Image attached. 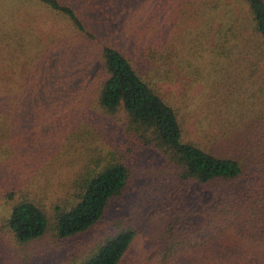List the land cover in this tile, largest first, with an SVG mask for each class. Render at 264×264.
I'll use <instances>...</instances> for the list:
<instances>
[{
  "label": "trees",
  "instance_id": "1",
  "mask_svg": "<svg viewBox=\"0 0 264 264\" xmlns=\"http://www.w3.org/2000/svg\"><path fill=\"white\" fill-rule=\"evenodd\" d=\"M11 1L59 22L43 19L47 47L0 79V264L41 263L51 240L92 230L66 264H264V0H134L122 35L136 53L110 26L128 0L96 16ZM30 16L1 48L45 33Z\"/></svg>",
  "mask_w": 264,
  "mask_h": 264
},
{
  "label": "rangeland",
  "instance_id": "2",
  "mask_svg": "<svg viewBox=\"0 0 264 264\" xmlns=\"http://www.w3.org/2000/svg\"><path fill=\"white\" fill-rule=\"evenodd\" d=\"M66 2L72 4L73 6H76L77 8H83L85 10V13L88 15H93L96 16L98 14H100V12L102 13V11H106L108 10V12L113 11L112 9H106L104 6L107 3H110L112 0H65ZM134 0H128L127 1V6H128V10L126 12H124L121 17L117 20L113 19L110 22V26L116 30V35H115V40L116 42L124 47V48H129L130 50H132L134 53H136V42L133 39H126L123 35H122V31L124 28V24L125 22L128 20L130 14H131V8H132V3ZM115 2H117V4H121L123 3V0H115ZM99 5H96V4ZM104 7V8H103ZM42 7L38 6L37 4H33L31 6V4L27 3L25 6H23L22 8H19L18 6H16V4L11 1V0H0V30L2 28H5V26L7 27V24L9 25L10 28H13V24L14 22H18L19 18L25 17L29 15V12L31 10V16H30V20L33 21V23H35V25L33 24L32 27L30 29L32 30H36V31H44V34H33V35H26V36H22L23 39L28 41V46L23 49L25 50L24 52L22 51V49H18L15 50L9 48L6 45H2L1 48V43H0V79L3 77V75L6 74L7 71L12 70V67H9V63L11 62V59L17 58V57H21L22 60H25V62H27V56L31 57V55L37 51H42L47 47L48 42L50 41V39L48 38L51 32H55V28H53L52 26H47L44 25L42 20L43 19H48V20H57L54 18V15L52 14H48L47 10H45L44 8L41 9ZM78 10V9H77ZM114 12H118V10L114 11ZM23 20V18H22ZM27 23V21H26ZM62 24H64V21H61ZM43 24V25H42ZM37 25V26H36ZM36 27H42V28H36ZM60 28L61 30H63V28L61 27L60 24ZM28 31V29H27ZM26 31V32H27ZM63 31H65L66 35L69 34V30L66 27V29H64ZM29 33V31L27 32V34ZM64 34V33H63ZM63 34H58L56 36H60ZM5 37V36H2ZM10 37V36H9ZM19 34L15 31V33L12 35V40H13V44L15 46H19L17 43V40L19 39ZM35 40L37 42H35ZM49 40V41H48ZM54 43L51 44V48L53 49L54 44L57 45V48H55L56 50L53 49L54 53L58 54L59 52V48L63 45L59 44L60 40H54ZM51 40V41H52ZM56 41V42H55ZM36 43V47H34V45ZM33 45V49L31 48V46ZM2 49V51H1ZM51 51V50H50ZM50 54H53V52H49ZM2 54V55H1ZM5 55V56H4ZM136 55V54H135ZM136 61L139 64V67L141 69L142 72L146 73L149 70V65L147 63H145L144 61H142L141 58H139L138 53L136 55ZM6 62V63H5ZM97 67V66H96ZM95 67L93 68L94 71ZM180 88V84L177 83H166L165 84V89L167 91H172V90H176ZM143 157V162L148 163L150 161V159L157 160L162 162L164 160V157L160 156V152L156 151V150H148L145 149L144 151ZM159 162V163H160ZM7 214V210L4 204V200L2 198H0V224L2 221V216ZM93 237V230L87 232L86 234L80 235L77 238H73L71 240H64L61 241V243H59L60 246L59 248H56L54 246L55 243L53 240H51V243H47L46 246L48 247L49 250H46L45 252H47L48 254L44 256V261H42L41 263H39L38 261L35 262L36 264H66L68 257H69V250L72 248L73 243H78L82 240H88L89 238ZM142 242L144 241L143 239L141 240ZM141 242H136L135 245L133 246L132 249V254H134V252L136 251V249H139L141 247ZM46 246L44 247V249L46 248ZM131 255V254H130ZM130 259L133 261V257L130 256ZM130 260V263H131ZM133 264V263H131Z\"/></svg>",
  "mask_w": 264,
  "mask_h": 264
}]
</instances>
